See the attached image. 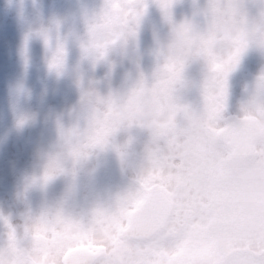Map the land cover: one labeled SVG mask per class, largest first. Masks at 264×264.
I'll return each mask as SVG.
<instances>
[{
    "label": "clouds",
    "instance_id": "1",
    "mask_svg": "<svg viewBox=\"0 0 264 264\" xmlns=\"http://www.w3.org/2000/svg\"><path fill=\"white\" fill-rule=\"evenodd\" d=\"M0 264H264V0H5Z\"/></svg>",
    "mask_w": 264,
    "mask_h": 264
},
{
    "label": "trees",
    "instance_id": "2",
    "mask_svg": "<svg viewBox=\"0 0 264 264\" xmlns=\"http://www.w3.org/2000/svg\"><path fill=\"white\" fill-rule=\"evenodd\" d=\"M4 2H5V0H2V1L0 0V12L3 15V19H4L3 25L0 27V30L3 29V27L5 25V22H6V18L10 19V16L6 17V14H5V11H4Z\"/></svg>",
    "mask_w": 264,
    "mask_h": 264
},
{
    "label": "rangeland",
    "instance_id": "3",
    "mask_svg": "<svg viewBox=\"0 0 264 264\" xmlns=\"http://www.w3.org/2000/svg\"><path fill=\"white\" fill-rule=\"evenodd\" d=\"M3 22H4L3 15L0 12V27L3 25Z\"/></svg>",
    "mask_w": 264,
    "mask_h": 264
}]
</instances>
